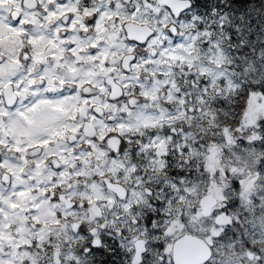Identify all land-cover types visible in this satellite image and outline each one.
Masks as SVG:
<instances>
[{
    "label": "snow or ice",
    "instance_id": "snow-or-ice-1",
    "mask_svg": "<svg viewBox=\"0 0 264 264\" xmlns=\"http://www.w3.org/2000/svg\"><path fill=\"white\" fill-rule=\"evenodd\" d=\"M0 264H264V0H0Z\"/></svg>",
    "mask_w": 264,
    "mask_h": 264
}]
</instances>
